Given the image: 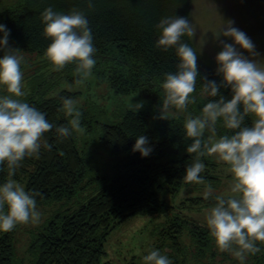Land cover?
Returning a JSON list of instances; mask_svg holds the SVG:
<instances>
[{"label":"trees","instance_id":"16d2710c","mask_svg":"<svg viewBox=\"0 0 264 264\" xmlns=\"http://www.w3.org/2000/svg\"><path fill=\"white\" fill-rule=\"evenodd\" d=\"M192 3L193 0H13L0 9V24L10 32L8 47L17 49L16 54L23 58V90L27 95L19 99L44 114L53 125L42 135L39 153L26 156L13 176H9L7 162L0 164V186L14 180L26 192L36 194L37 208L50 211L39 225L26 230V246L21 254L18 231H0V264H102L105 243L118 226L137 215L166 214L172 207L162 199L164 194L174 196L186 187H202L203 184L183 180L187 166L195 158L186 151L193 140L187 137L184 122L189 115L200 116L203 106L220 95L230 99L231 89L222 87L216 97L202 92L205 78L219 84L222 77L203 61L187 35L181 42L193 47L198 55L199 77L190 97L194 102L186 110L168 109L167 119L158 118L165 98L160 85L165 74L177 71L179 59L175 46L167 51L156 47L161 34L156 26L164 18L188 19ZM49 7L63 14L72 9L84 13L96 49L92 69L95 84L116 97L137 95L136 103L144 102L141 109L136 103L118 101L108 110L91 97L77 103L81 93L61 87L64 83L75 84L79 77L73 74L76 62L57 71L45 58L51 39L44 35L42 13ZM3 55L0 50V58ZM0 95L7 93L0 89ZM63 99L76 102L82 113L83 131H72L62 138L56 128L70 127L71 119L61 110ZM252 122L253 118L246 116L242 126L250 127ZM215 134L219 138L231 136L234 130L225 128L220 118ZM140 135L148 138V146L153 149L148 157L132 151ZM45 141L50 149L43 147ZM201 162L205 165L200 174L204 184L217 180V165L210 156L201 157ZM88 188L93 189L90 195L77 200L76 196ZM215 196L218 195L190 196L180 207L210 209L215 206ZM160 235L163 242L153 250L167 256L172 264H220L228 258L234 263V255L216 247L208 227L191 218L175 215ZM256 246L260 252L246 258L251 264H264V244L256 242Z\"/></svg>","mask_w":264,"mask_h":264},{"label":"clouds","instance_id":"9594fccd","mask_svg":"<svg viewBox=\"0 0 264 264\" xmlns=\"http://www.w3.org/2000/svg\"><path fill=\"white\" fill-rule=\"evenodd\" d=\"M91 8V3L89 4ZM45 25L43 32L51 39L45 51V58L54 69L59 71L65 65L76 62L77 84H83L92 74L96 63L93 58L96 49L92 43L91 29L83 12L72 9L69 14L53 11L51 7L42 13ZM228 21L221 30V36L230 38L234 43L219 40L222 47L216 57V74L222 77L218 84L215 81L203 82L202 92L216 97L220 89L230 88L231 98H220L206 103L202 114L191 115L184 122V130L193 142L186 151L195 154V158L186 168L183 180L185 183L204 184L201 173L205 165L201 157L216 155L228 165L232 175L231 195L215 196V206L208 210L206 224L209 235L221 252H230L241 261L248 254L260 252L256 242L264 243V64L258 59L259 53L251 39ZM161 34L156 47L167 51L175 46L179 59L177 71L165 74L160 85L164 92V100L159 119H167V110L175 108L186 110L191 94L195 91L199 77L197 53L193 47L181 42L185 35L194 38L196 28L184 17L161 19L156 26ZM0 50L4 51L0 58V86L7 95H0V164L7 162L9 176L26 156L39 153L42 135L49 132L53 125L45 115L27 102L19 99L27 93L23 90L21 71L22 57L17 49L8 47L9 30L0 24ZM237 46L249 53L244 56ZM144 102L136 103L137 109ZM242 108V111H241ZM71 119L68 125L56 128L59 137H68L72 131H83L81 128L82 113L72 99H63L61 109ZM246 116L253 118L252 126H242ZM222 118L224 127L234 130L231 136L224 135L212 141L215 125ZM205 130L212 135L204 139ZM43 147L50 149L46 141ZM141 157H148L153 151L148 146V138L140 135L132 149ZM213 189L206 186L205 198L212 195ZM35 193L26 192L24 187L9 179L0 186V231L9 232L18 224L38 223L40 213L37 211ZM6 206V208H5ZM144 264H172L167 256L153 250L143 257Z\"/></svg>","mask_w":264,"mask_h":264},{"label":"rangeland","instance_id":"374dc122","mask_svg":"<svg viewBox=\"0 0 264 264\" xmlns=\"http://www.w3.org/2000/svg\"><path fill=\"white\" fill-rule=\"evenodd\" d=\"M12 1L0 0V9ZM188 20L197 30L195 37L191 38L197 52L203 61L216 70L218 66L215 57L222 51L219 40H224L230 44L234 43L233 40L227 37L221 36L219 40L216 38L220 35L221 30L228 21L234 22V27L246 33L255 45V51L259 53L258 59L264 61V0H193ZM237 50L244 56H249V53L240 49L239 46H237ZM28 71L26 72L31 73ZM73 74H76V70L73 71ZM25 77L23 76L22 80L23 87L25 86ZM61 87L70 91H79L81 96L77 103L82 98L86 99L91 97L101 105H105L108 110H112L118 101L132 104L138 102L136 99L137 95L116 97L110 90H106L104 93V87L101 88V86L95 84L93 73L83 84L64 83ZM0 89L5 90L2 86H0ZM211 135L209 131L205 130L203 138L207 140ZM218 139L219 137L215 134L212 136L211 142ZM210 158L217 165L215 171L217 180L203 184L199 189L192 187L183 188L174 196L170 194L162 195V199L172 207L164 215H137L122 223L110 233L105 243L106 255L103 258L102 264H144L143 257L148 255L154 249L155 245L163 242L160 232L165 227L166 222L175 215L191 218L199 224L207 226L206 216L209 209L182 208L180 204L190 196L205 195V189L208 185L212 187L213 194L222 196L236 195L230 191L233 181L231 173L227 170L228 165L219 160L216 155H212ZM92 191L93 189L88 188L79 196L77 195L76 199L78 200L82 196L83 200ZM37 211L40 213L38 223L29 222L27 224H18L15 227L16 231H18L17 247L20 254L26 246V230L39 225L50 213L49 209L46 208L42 209L38 207ZM230 256L232 255L230 254ZM220 264H241V261L235 258L233 263L228 258ZM243 264L251 263L246 258Z\"/></svg>","mask_w":264,"mask_h":264}]
</instances>
